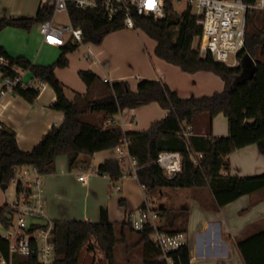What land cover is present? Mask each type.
<instances>
[{
    "label": "trees",
    "instance_id": "16d2710c",
    "mask_svg": "<svg viewBox=\"0 0 264 264\" xmlns=\"http://www.w3.org/2000/svg\"><path fill=\"white\" fill-rule=\"evenodd\" d=\"M254 4L256 0H243ZM52 14V7H39L36 14L24 19L14 17L0 18V31L6 26L29 30L39 25ZM69 15L74 27L83 32V42H99L106 34L122 29L121 21H109L105 16L92 11L69 7ZM135 24L156 43L154 54L182 71L194 73L208 71L219 76L224 83L220 92L200 97L181 98L164 82L141 79L136 89H130L125 80L109 83L103 81L91 70H79L78 76L87 87L83 95L76 94L72 100L65 96L66 87L56 78L55 69L68 66L67 54L77 45L67 42L61 48L59 57L50 65H36L24 57H10L0 46V56L6 60V66L0 65L3 77H13L16 67L30 72L34 78L49 85L56 101L52 109L63 112L64 119L59 127H52L29 152L17 146L15 132L0 124V183L8 186L14 178L13 169L19 166H34L42 175L54 172L55 159L65 155L69 169L78 164L80 156L92 157L96 152L113 149L122 139H128L129 154L133 156L138 168L135 172L137 182L144 187L145 195L151 200L152 194H159L163 189H209L216 208L223 207L244 195L264 192V172L246 177L229 173L228 156L235 150L255 144L264 155V11L251 10L247 15V29L244 48L238 54V64L227 67L215 62L207 54L201 56L193 41L201 34L197 18L188 11L177 14L170 5L163 18L149 16L136 17ZM249 56L254 68L244 67L242 61ZM100 88V95L92 98V90ZM13 94L33 103L39 91L31 87L17 85ZM151 102L167 109V115L144 131L124 132L119 126H107L106 121L124 109L137 108ZM100 113L99 123L86 119L87 114ZM222 113L228 121L226 136H211V121ZM208 117L207 134L193 132L186 140L177 132L184 126L193 128L200 116ZM194 131V130H192ZM160 152H177L181 156V168L174 177L167 178L157 163ZM200 155V156H199ZM196 158V162H193ZM124 162L107 159L97 167V173L117 179L126 172ZM159 216L164 217L160 230L170 233H185L187 218L168 230L175 216L174 208L164 205L156 207ZM9 211L8 205L0 207V223L8 227L4 218ZM129 232L137 235V241L125 246L128 253L139 247L142 264H167L159 260V250L153 243V231L144 229L134 231L131 224L123 223ZM36 228V227H34ZM93 239L103 254L107 264H114L115 247L124 240L118 239L116 228L109 221L107 211L100 209L97 222L90 221H53L52 243L54 258L52 264H78V258L85 244ZM245 264H264V229L237 242ZM174 264H189V249L180 247L169 254ZM6 264H41L37 251L32 246L28 255L9 252L8 240L0 234V261Z\"/></svg>",
    "mask_w": 264,
    "mask_h": 264
},
{
    "label": "crops",
    "instance_id": "0c3cea01",
    "mask_svg": "<svg viewBox=\"0 0 264 264\" xmlns=\"http://www.w3.org/2000/svg\"><path fill=\"white\" fill-rule=\"evenodd\" d=\"M139 31L141 30L138 28H122L114 33L134 35L139 34ZM148 39L136 37L131 42L124 40L115 42L119 52L135 54L136 60L129 64V68L114 57L115 53H112L105 44L106 36H103L99 41L101 44L94 48L86 43L81 45L82 62L74 63L70 58L74 51L68 53V66L56 68L54 71L56 78L66 87V98L72 100L76 94L83 95L87 92L86 85L78 76L79 70H91L109 83L125 80L133 91L141 79L159 80L181 98L211 95L223 90V81L212 72H184L178 66L158 58L154 54L155 41ZM0 46L10 57H24L33 64L45 66L56 61L62 48L44 44L38 30L25 34L24 31L11 26H6L0 31ZM104 50L107 51L106 54L101 53L104 61L99 63L95 57L98 51ZM87 51L89 54H86ZM133 67L135 71H132ZM2 79L0 73V89ZM22 80L25 83L32 82L33 75L26 71L22 75ZM100 93V88L95 87L92 90V98L98 97ZM55 101L56 95L47 84L39 91L33 103L15 94L0 96V124L15 132L20 150L31 151L45 133L52 127H59L62 124L63 112L51 108ZM167 113V109L156 102H151L137 108L124 109L112 117L115 120L113 125H108L107 121L106 125L119 126L124 132L144 131L153 122L163 119ZM101 116L100 113L87 114L86 119L99 123ZM207 124L208 117L203 115L195 120L191 128L193 132L205 135ZM227 134V118L218 113L211 121L210 135L216 137ZM107 159L117 160L114 148L96 152L90 158L80 156L78 164L72 169L68 168L65 155L58 156L55 159L54 172L43 175L47 218L52 222L55 220L97 222L100 209L103 208L107 211L109 221L116 228L118 239L122 238L123 242L131 246V235L134 233L129 232L123 223H130L131 214L143 205L145 194L136 177L127 172L117 179L98 174V165ZM228 162L229 168L227 172L223 171L224 174L246 177L264 172V155L258 151L255 144L233 151L228 156ZM124 164L127 170L128 163ZM82 173L89 174L85 181L77 179ZM183 190L188 191L186 192L190 196L188 200L181 198L180 195L185 193ZM165 194L169 197L178 196L175 203L164 202L167 208H175V216L168 230H172L182 219L187 218L185 235L189 249V264H245L237 242L264 229V192L241 196L219 208L215 207L212 194L206 188L163 189L157 199L160 201ZM163 222L164 217L159 216V226L163 225ZM0 227L3 231L1 223ZM89 241L80 252L78 264L81 257H85L86 264H98L93 259V248ZM117 247L121 248L125 255L123 246L119 244ZM128 253L124 261L117 264H134L131 257L133 250ZM101 259H104V256H101ZM0 264L6 263L1 260Z\"/></svg>",
    "mask_w": 264,
    "mask_h": 264
},
{
    "label": "built area",
    "instance_id": "2783aa9c",
    "mask_svg": "<svg viewBox=\"0 0 264 264\" xmlns=\"http://www.w3.org/2000/svg\"><path fill=\"white\" fill-rule=\"evenodd\" d=\"M179 4L184 5L183 10L176 8ZM168 5L177 14L188 11L197 18V23L201 26V34L195 38L197 45L193 47L201 56L209 54L215 62L227 67H235L238 64V54L245 44L249 11H264V0H256L254 4H247L243 0H40V7H52V14L38 25V32L46 45L62 47L69 41L82 45L84 44L82 29L73 26L69 7L101 14L109 21L120 20L123 28L136 29V17L163 18ZM58 14L62 16V21H57ZM86 54H89V51ZM6 64L5 58L0 56V65L6 66ZM11 70L15 75L3 77L0 96L13 94V89L17 85L38 91L45 85L34 77L32 82L25 83L22 75L26 71L16 67H12ZM114 123L115 120L112 118L107 120L108 125ZM177 134L187 140L193 131L190 126H184ZM128 143V139H122L114 149L117 160L128 163L126 172L136 177L138 163L129 154ZM156 161L167 178L174 177L180 171L181 156L177 152H160ZM193 162H196V158H193ZM13 172L15 197L7 204L9 211L5 212L4 218L8 227H3L2 236L9 242L10 253L28 255L34 246L38 261L41 264H52L53 222L46 214L43 175L38 173L34 166L15 167ZM88 175L82 173L77 179L85 181ZM142 190L145 194L144 187ZM144 197L143 205L131 214V227L134 231L151 229L153 243L160 252L158 259L165 260L167 264H174L169 254L176 252L182 246H187L186 235L160 230L159 214L150 206V199L146 195Z\"/></svg>",
    "mask_w": 264,
    "mask_h": 264
},
{
    "label": "rangeland",
    "instance_id": "374dc122",
    "mask_svg": "<svg viewBox=\"0 0 264 264\" xmlns=\"http://www.w3.org/2000/svg\"><path fill=\"white\" fill-rule=\"evenodd\" d=\"M39 7H40V0H0V18H2L4 16L7 17V18L8 17H14V18H17V17H32V16L35 15V13H36V11H37V9ZM176 8L178 10H183L184 5L183 4L176 5ZM56 19H57V21H62V16L60 14H58ZM64 23L66 24V22H64ZM11 27H13V26H11ZM14 28H17V29H20V30L24 31L25 34H31L35 30H38V25L37 24L33 25L29 30L21 29V28H18V27H14ZM105 36H106L105 44L107 45L108 48H110L112 53H115L114 57L117 60H120L121 62H123L125 64L126 68L130 67L129 64H131V63L133 64V62L136 60L135 59L136 56H135V54L133 52H127V53H130V54L119 52L117 50V46L118 45L115 42L118 41V40L119 41L124 40V42L125 41L126 42L127 41L131 42V41H134L136 39V37L145 38V39L149 38L148 40H152V39H150V37H148L142 31H139V34H134V35L133 34H131V35L130 34H122V32L114 33V31H113V32H110V33L106 34ZM29 40H30V35H29ZM85 43L93 46V48H94V46H97V45L101 44V43L99 44V42H95V41H87ZM196 45H197V41L194 40L193 41V46H196ZM82 51H83L82 46L81 45H77V48L70 55V58L72 59V61L74 63H79V62L83 61L81 59ZM104 52L103 51H98V54L95 57L96 60L99 63H102L104 61L103 60V56L101 57V53L102 54H106L107 51L104 50ZM85 62H88V61H85ZM132 71H135L134 67H133ZM176 190H181V189H176ZM183 192H185V193H183V195L182 194L180 195L181 198L188 200L189 197H190L189 193H186L188 191L187 190H183ZM157 196H158V194H152L150 196L151 197V200H150V206L151 207H155L156 208V207H159L160 205H167L164 202L175 203L178 200V196L169 197V196H167V194H165L164 197L161 198V200L159 201L157 199ZM14 197H15V183H14V180H11L6 188H2V184L0 183V207L3 206L4 204L11 203L14 200ZM174 210H175V208H174ZM0 231H2L1 227H0ZM131 238H132L131 239L132 240V242H131L132 244H134L137 241V239H138V237H136L135 234L131 235ZM89 242H90V246H92V248H93V259H94V261H96L98 264H102L104 262L107 263L105 258L101 259V256H103V254L98 249L97 245L95 244V241L91 238ZM119 244L121 246H123L124 250H125V246L129 245L127 242H123V243H119ZM85 246H86V244H85ZM117 246L115 247L116 251L114 250V261H115L114 264L123 262L125 257L128 256V254H129V253L125 252V255H124L122 253L121 248H119ZM132 250H133V254L131 255V257L133 259L134 264H142V256H141V251H140L139 247H135ZM84 263L86 264V259H85V257H81L80 264H84Z\"/></svg>",
    "mask_w": 264,
    "mask_h": 264
},
{
    "label": "water",
    "instance_id": "95a60500",
    "mask_svg": "<svg viewBox=\"0 0 264 264\" xmlns=\"http://www.w3.org/2000/svg\"><path fill=\"white\" fill-rule=\"evenodd\" d=\"M19 19H24V18H27V17H17ZM244 67L248 68V69H253L254 68V62L252 61V59L247 55L243 58V61H242ZM2 188H6V185L5 184H2Z\"/></svg>",
    "mask_w": 264,
    "mask_h": 264
}]
</instances>
